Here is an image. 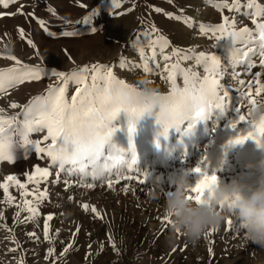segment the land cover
<instances>
[{
  "label": "rangeland",
  "instance_id": "obj_1",
  "mask_svg": "<svg viewBox=\"0 0 264 264\" xmlns=\"http://www.w3.org/2000/svg\"><path fill=\"white\" fill-rule=\"evenodd\" d=\"M20 5L24 6L25 13H34L35 18L19 14L0 17V69L16 66L14 60L7 58L11 55L22 64L39 67L42 72L39 80H25L0 93V107H4L8 115L18 114L22 110L11 109V102L27 105L36 96L46 95L50 86L58 85L60 81L52 75L53 71L69 73L85 65L111 66L119 79L133 86L141 78H146L162 94H166L170 84L161 78L166 62L159 54V47L156 61H149L155 74L144 71V60L139 51L141 47L147 59L152 52L150 41L162 35L170 42L164 49L165 54L177 48L193 56V59L182 62L184 67L195 65L194 57L200 51L215 52L222 58V64L227 66L230 56L238 54L230 52L223 42L219 47H214L217 42L210 35L202 34L199 25L219 24L222 15H228L237 18V27L247 25L254 28L243 13L228 12L227 9L221 12L214 6L213 0H17L7 9L0 6V12H16ZM156 8L163 11L157 12L154 10ZM166 13H173L181 19L169 18ZM85 17L90 18L89 23L83 22ZM189 18L191 20L186 23ZM37 19L44 20L45 26L55 35L49 36ZM19 28L24 29L23 36ZM153 28L157 31L154 32ZM63 32L76 34L66 37L62 35ZM29 39L36 48L27 43ZM253 59L258 63V57ZM156 62H159V69L155 67ZM171 62H175V58L168 63ZM195 70L203 75L202 66ZM257 70L261 69H253ZM236 71L242 72L243 66H237ZM241 78L249 77L242 75ZM177 83L182 86V78L178 77ZM222 83L235 89L236 81L231 68L227 69ZM75 87L70 83L69 98ZM260 99H264V96ZM237 100V94L233 92V108ZM234 117L233 111L221 113L213 109L198 119L190 130L185 131L182 127L177 131L172 128L164 137L155 116L144 114L136 122V131L132 136L137 167L151 172L153 177H160L162 187L167 191L174 189L175 178L180 172L194 168L207 153L210 166L221 168L218 173L221 180L240 177L255 184L259 172L248 173L246 165H258L264 159V147H258L255 141L249 139L243 144L225 148L235 135V131L229 127V121ZM127 121V115L122 112L115 121L119 131L114 136V142L118 149H125L126 158L131 160ZM238 127L244 129L245 125ZM44 134L33 133L31 138L39 139ZM35 166L50 167V161L41 159L34 150L25 154L24 149L18 148L14 162L0 161V183L8 175H16L25 182L24 174L34 171ZM50 170L53 176L39 186L41 190L48 189V197L39 204V215L35 218L21 222L30 215L27 211L20 212L19 218L16 217L19 211L16 204L22 206L20 191L16 187L9 189L16 197L11 206L0 202V211L4 213V219H0V264H18L21 257L23 264H52L69 243H72V247L56 260V264H264V248L245 242L241 229L238 234L225 231V221L211 236L206 238L203 235L195 243L175 232L171 224H165L161 219L166 215L163 208L165 194L160 191L159 198H153L150 195L153 190L151 182L142 186L136 181H123L115 185L116 191L108 189L107 185L87 189L75 185L78 177L74 175L62 174L57 182V169ZM198 179V174L190 172L192 185ZM65 180L73 184L67 190ZM124 183L129 184L127 195L120 190ZM33 187V184H28L29 189ZM4 199L3 190L0 189V201ZM83 203L94 205L103 214V219L97 218L91 210L85 211ZM48 214H53V219L48 221L50 240L44 237V223ZM233 219L239 223L235 216ZM33 232L39 239L28 235ZM12 248H16V251H10ZM49 248L55 249V256L45 259ZM173 248L176 251L173 252Z\"/></svg>",
  "mask_w": 264,
  "mask_h": 264
},
{
  "label": "snow or ice",
  "instance_id": "obj_2",
  "mask_svg": "<svg viewBox=\"0 0 264 264\" xmlns=\"http://www.w3.org/2000/svg\"><path fill=\"white\" fill-rule=\"evenodd\" d=\"M15 3L17 0H0V6L4 9ZM213 3L221 12L227 9L228 12L243 13L250 19L254 28L247 25L237 27V18L228 15H222V22L219 24L199 25L202 34L210 35L217 42L214 47H219L223 42L230 52L234 51L238 54L230 56L227 66L222 64V58L215 52L200 51L194 57L195 65L184 67L182 62L193 59V56L188 51L177 48L165 54L164 49L170 42L162 35L150 41L149 47L152 52L147 59L141 47L139 51L141 59L144 60L143 68L146 73L155 74L149 61H156L157 47H159V54L166 62L161 78L170 84V89L166 94L161 93L159 97L164 107L162 113L155 116L156 123L161 126V135L167 137L169 129L172 128L177 131L182 127L185 131L190 130L198 119L213 109H218L221 113L233 111L235 117L229 121V127L235 131V135L228 141L225 148L230 145L243 144L249 139L255 141L258 147H264V116L259 119L254 116L255 108L261 101L260 98L264 96V71H261L264 70V0H219V2L213 0ZM23 7L20 5L16 12H0V17L17 14L34 17V13H25ZM49 10L54 12L53 9ZM154 10L163 11L159 8ZM166 15L169 18L181 19L173 13H166ZM190 20L191 18L185 22L188 23ZM37 22L49 36L55 35L45 26L44 20L37 19ZM83 22L89 23L90 18L85 17ZM18 31L21 36L24 35L23 28H19ZM153 31L157 30L153 28ZM75 34L74 32L62 33L66 37ZM27 43L36 48L32 40L29 39ZM237 45H242V47L238 48ZM254 57H258V63L253 59ZM7 58L14 60L16 66L0 69V93H5L8 88L22 84L25 80L41 78L42 70L39 67L22 64L15 56L9 55ZM173 58L175 62L168 63L173 61ZM240 65L243 66L242 72L236 71L237 66ZM123 66L121 63V67ZM198 66L203 67V75L195 70ZM155 67L159 69V62H156ZM228 68L232 69V77L236 81L234 90L222 83V78ZM256 68L261 70L253 71ZM52 75L60 83L50 86L46 95L36 96L24 106L16 102L9 104L11 109L21 108L20 113L8 115L7 110L0 107V161L14 162L18 148L24 149L25 154L29 150H34L41 159L47 158L50 161V167L35 166L34 171L25 173V182H22L16 175L6 176L0 183V189L3 190L5 197L4 201L0 202L11 206L16 201V197L10 193L9 189L16 187L20 191L22 200V206L20 203L16 204L19 208L16 217L19 218L20 212L27 211L30 215L24 217L21 222L35 218L39 215V204L48 197V189L41 190L39 186L53 176L51 168L57 169L55 172L57 182L62 174L77 176L78 179L74 182L77 187L94 189L98 185L101 187L107 185L108 189L116 191L115 185L123 181H136L142 186H147L148 182H151L153 187L159 182L160 191L166 194L167 191L162 187L160 177H153L151 172L142 171L137 167L132 136L136 131V122L143 116L147 103L146 99L139 96L137 88L119 79L114 74L113 67L108 65H85L69 73L53 71ZM242 75L249 78H241ZM178 77L182 78V86L177 83ZM70 83L76 87L69 98ZM121 92L130 93L132 98L127 102H122L119 99ZM233 92L238 97L234 108L232 107ZM109 110L113 116L119 117L122 112L127 115L128 151L132 152L131 160L126 158L125 149H118L114 142V136L119 128L115 124L117 119H109L105 115ZM21 116L23 119H20ZM241 124L245 125L244 129L238 127ZM94 128L100 129L110 137L107 146L90 147ZM33 133L45 134L33 140L31 138ZM190 170L198 174L199 179L186 189L188 193L186 198L199 204L202 202L205 190L220 181L218 173L221 168H212L208 155L205 153L199 163ZM28 184H33L34 187L29 189ZM64 185L65 190L73 186L68 180L64 181ZM120 190L127 195L129 184L124 183ZM29 196L32 199H28ZM82 207L85 211L91 210L97 218L103 219V214L94 205L83 203ZM222 207L223 204H221ZM234 216L232 214L225 220L224 230L235 231L238 234L240 224L233 219ZM0 219H4L3 211H0ZM52 219L53 214H48L44 223V237L48 240H50L48 221ZM161 219L165 224H172L169 214ZM2 226L6 227V225ZM76 231H79V226ZM216 231L217 228L212 227L204 235L207 238ZM177 233L179 234V230ZM28 235L39 239L34 232ZM111 239L112 237L109 236V240ZM112 246L115 249V244ZM71 247L72 243H69L60 253V257L64 256ZM88 247L91 248V245ZM103 247L101 245V249ZM10 251H16V248ZM172 251L176 249L173 248ZM209 252L212 253L211 248ZM54 256L55 249L49 248L45 259ZM60 257H55L52 264H56V260ZM18 264H23V257L20 258Z\"/></svg>",
  "mask_w": 264,
  "mask_h": 264
},
{
  "label": "clouds",
  "instance_id": "obj_3",
  "mask_svg": "<svg viewBox=\"0 0 264 264\" xmlns=\"http://www.w3.org/2000/svg\"><path fill=\"white\" fill-rule=\"evenodd\" d=\"M11 54V47L8 48ZM139 96L146 99L144 114L149 117L162 113L161 92L149 80L141 78L135 85ZM132 98L128 92H121L119 99L127 102ZM166 115V113H164ZM109 119H118L109 110L105 113ZM255 118L264 116V99L257 104ZM110 137L98 128H94L90 147L107 146ZM248 173L259 172L258 181L253 184L240 177L220 181L205 190L202 202L197 204L188 200L186 189L189 188L191 170L180 172L174 181V189L164 195L163 208L172 220V229L188 241L195 243L212 227L218 228L230 215L234 214L240 224L245 242L264 248V159L258 165H246ZM160 183L157 182L150 195L159 198ZM221 204L223 207L221 208Z\"/></svg>",
  "mask_w": 264,
  "mask_h": 264
},
{
  "label": "bare ground",
  "instance_id": "obj_4",
  "mask_svg": "<svg viewBox=\"0 0 264 264\" xmlns=\"http://www.w3.org/2000/svg\"><path fill=\"white\" fill-rule=\"evenodd\" d=\"M74 263V262H73Z\"/></svg>",
  "mask_w": 264,
  "mask_h": 264
}]
</instances>
